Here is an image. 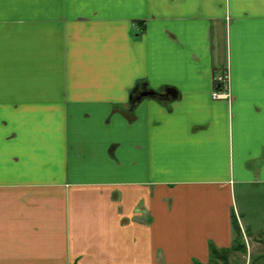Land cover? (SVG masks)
I'll list each match as a JSON object with an SVG mask.
<instances>
[{
  "label": "crops",
  "instance_id": "0c3cea01",
  "mask_svg": "<svg viewBox=\"0 0 264 264\" xmlns=\"http://www.w3.org/2000/svg\"><path fill=\"white\" fill-rule=\"evenodd\" d=\"M233 218L264 236V0H0V264H208Z\"/></svg>",
  "mask_w": 264,
  "mask_h": 264
},
{
  "label": "trees",
  "instance_id": "16d2710c",
  "mask_svg": "<svg viewBox=\"0 0 264 264\" xmlns=\"http://www.w3.org/2000/svg\"><path fill=\"white\" fill-rule=\"evenodd\" d=\"M140 32L141 29L138 33L135 34V37H138ZM143 91H151V90L148 88H144L143 84L139 83L131 91L129 104L132 106V108L138 102L137 98H139V95ZM155 93L156 95L154 98L158 99L160 96V92H155ZM232 221H233L232 222L233 240L231 246L226 249H218L214 246H210L208 264H229V259L231 258L232 255L235 254H239L242 256L246 255V246L244 243L242 231L237 223V220L233 218ZM192 264H201V263L194 261ZM249 264H264V254L250 257Z\"/></svg>",
  "mask_w": 264,
  "mask_h": 264
},
{
  "label": "rangeland",
  "instance_id": "374dc122",
  "mask_svg": "<svg viewBox=\"0 0 264 264\" xmlns=\"http://www.w3.org/2000/svg\"><path fill=\"white\" fill-rule=\"evenodd\" d=\"M261 196V195H259ZM241 229V228H240ZM242 231V230H241ZM242 232L244 243L246 246V255L242 256L239 254L232 255L229 259V264H249L250 257L259 256L264 254V236L260 235L258 238L254 237L252 242L248 240L250 235H245ZM248 246V247H247Z\"/></svg>",
  "mask_w": 264,
  "mask_h": 264
},
{
  "label": "built area",
  "instance_id": "2783aa9c",
  "mask_svg": "<svg viewBox=\"0 0 264 264\" xmlns=\"http://www.w3.org/2000/svg\"><path fill=\"white\" fill-rule=\"evenodd\" d=\"M214 83L218 86L216 90L212 91L211 97L214 100L230 101V93L228 88L229 74L228 70H223L219 75L213 78Z\"/></svg>",
  "mask_w": 264,
  "mask_h": 264
},
{
  "label": "water",
  "instance_id": "95a60500",
  "mask_svg": "<svg viewBox=\"0 0 264 264\" xmlns=\"http://www.w3.org/2000/svg\"><path fill=\"white\" fill-rule=\"evenodd\" d=\"M155 95H156V93L154 91H143L139 95V98H137V101H140L144 97L154 98ZM169 96L171 97V99H174V97H175L174 93L166 91L164 94L160 93L159 98H165V99L167 98V99H169ZM130 110H132V106L131 105H130Z\"/></svg>",
  "mask_w": 264,
  "mask_h": 264
}]
</instances>
